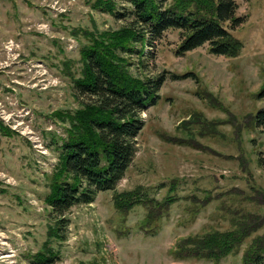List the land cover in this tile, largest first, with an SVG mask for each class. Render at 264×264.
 Masks as SVG:
<instances>
[{
	"label": "rangeland",
	"instance_id": "obj_1",
	"mask_svg": "<svg viewBox=\"0 0 264 264\" xmlns=\"http://www.w3.org/2000/svg\"><path fill=\"white\" fill-rule=\"evenodd\" d=\"M96 1L0 0V125L13 131L0 130V264H35L31 256L44 250L58 253L53 264H243L251 240L219 262L177 260L172 251L183 238L232 230L242 213L264 211V127L254 123L264 108V0H237L247 19L234 32L244 43L237 58L213 55L209 44L177 56L175 30L142 58L109 54L102 35L128 21ZM94 40L123 76L166 81L141 114L145 127L125 178L67 212L61 231L47 201L56 138L68 139L72 119L86 111L89 98L75 82L87 73L82 51ZM138 188L159 202L173 199L154 210L150 232L141 228L149 206H114L117 192Z\"/></svg>",
	"mask_w": 264,
	"mask_h": 264
},
{
	"label": "trees",
	"instance_id": "obj_2",
	"mask_svg": "<svg viewBox=\"0 0 264 264\" xmlns=\"http://www.w3.org/2000/svg\"><path fill=\"white\" fill-rule=\"evenodd\" d=\"M95 7L116 20L128 21L120 31L102 35L109 54L142 58L146 48L161 42L171 30L180 32L177 56L206 44L209 53L228 58H237L244 50V43L234 35L247 20L239 15L237 0H97ZM96 41L82 51L87 73L75 82L78 95L89 98L84 104L86 111L81 119H72L68 139L56 138L62 145L47 201L57 219L55 226L61 231L68 227L67 212L92 204L99 192L114 191L125 178L138 151L137 138L145 127L141 114L148 106L157 104L166 81L164 75L141 81L123 76ZM186 77L187 74H173L174 79ZM260 97H264V91ZM254 123L258 128L264 127V108L257 112ZM0 130L13 132L4 125H0ZM113 202L123 213L136 205L149 206L151 209L141 228L150 232L153 228L148 225L157 216L154 210L166 208L173 199L168 197L164 203L159 202L138 188L117 192ZM261 205L264 208V196ZM50 226L49 237L57 236L54 225ZM249 240L243 264H264V211L242 213L234 220L232 230L183 238L172 254L177 260L196 258L219 262L239 251ZM58 256L57 252L44 250L31 257L35 264H53Z\"/></svg>",
	"mask_w": 264,
	"mask_h": 264
}]
</instances>
